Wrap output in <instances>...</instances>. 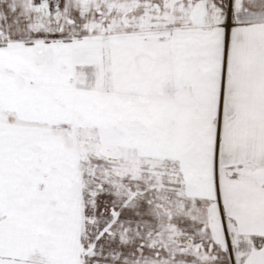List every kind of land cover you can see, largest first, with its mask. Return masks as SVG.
Here are the masks:
<instances>
[{
    "label": "snow or ice",
    "instance_id": "obj_1",
    "mask_svg": "<svg viewBox=\"0 0 264 264\" xmlns=\"http://www.w3.org/2000/svg\"><path fill=\"white\" fill-rule=\"evenodd\" d=\"M0 264H264V0H0Z\"/></svg>",
    "mask_w": 264,
    "mask_h": 264
}]
</instances>
